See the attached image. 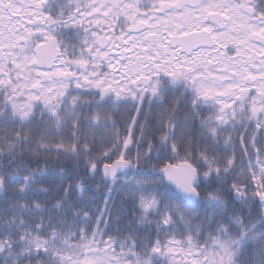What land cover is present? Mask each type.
<instances>
[{
	"label": "snow or ice",
	"instance_id": "6c2138e0",
	"mask_svg": "<svg viewBox=\"0 0 264 264\" xmlns=\"http://www.w3.org/2000/svg\"><path fill=\"white\" fill-rule=\"evenodd\" d=\"M121 14L131 26L120 46L134 54L125 53L116 73L106 70L113 68L115 31L99 40L97 33L106 26L101 16L107 22ZM25 17L31 23L20 26ZM224 41L235 44L228 49L235 60L202 55L205 42L215 48ZM0 48L21 54L34 48L24 57L33 68L53 53L60 61L44 84L25 78L21 87V65L0 56V264H160L173 247L192 248L191 234L203 236L205 228L204 245H194L198 264H264V211L257 222L249 218L253 205L264 210V0H0ZM250 83L260 85L257 95ZM181 89L188 104L183 120L165 109L155 129L161 151L180 163L148 167L162 157L153 155L156 145L143 126L135 138L143 103L163 106ZM127 103L137 116L121 139L109 112ZM204 111L211 115L201 117ZM130 144L138 146L134 160ZM53 153L57 164L72 160V171L47 167ZM244 156L248 162L237 172ZM97 175L127 189L129 221H112L107 200L103 209L82 206ZM111 223L125 224L122 241L103 239ZM141 228L181 239L145 243L135 231Z\"/></svg>",
	"mask_w": 264,
	"mask_h": 264
},
{
	"label": "trees",
	"instance_id": "16d2710c",
	"mask_svg": "<svg viewBox=\"0 0 264 264\" xmlns=\"http://www.w3.org/2000/svg\"><path fill=\"white\" fill-rule=\"evenodd\" d=\"M69 1V0H66ZM66 4V3H65ZM67 42L68 40L65 39ZM70 41V40H69ZM73 41H70L72 43ZM77 51L79 49L77 48ZM75 95V93H74ZM27 98V96L25 95ZM84 99H88V97H84ZM23 103V102H19ZM139 106V105H138ZM165 109H175L178 111L179 116L183 120L184 115L186 114L188 110V104L185 101L183 97V89H181L179 92H170L166 97H164L163 106L160 104H149L147 101L143 103V113L139 115V125L135 128V138L139 139L141 137V126L144 127V130L146 132V138L151 141L153 144L156 145V150L153 153L154 156L159 155L162 157L161 160L153 159L149 162L148 167H151V165H156L157 168H161L164 164L167 163H177L180 162L179 159L173 160L172 153L170 151H161L160 145H159V137L161 136L160 132L155 131L157 127H159V115L160 113ZM111 119L115 121V128L111 129L113 134L118 133L119 137L125 138L128 136L127 129L132 126V118L137 116L136 108L133 107L131 103L127 104H115L112 106V109L109 112ZM211 115L210 112L204 111L201 113V117H207ZM196 128L199 129V118L196 122ZM189 131H192L190 128ZM243 131V129L241 130ZM196 134V133H193ZM227 135V133L225 134ZM97 139H100V137H97ZM129 147L132 150V158L134 160L136 152L138 150V146L136 144H130ZM146 148V145H145ZM103 148L98 149V151H103ZM123 150V148H122ZM236 156L240 157V151L239 148L236 150ZM117 157H113V159H116ZM255 157H252L253 162H255ZM248 162V156H244L243 159H237V172L240 171V167L244 164H247ZM45 162L42 158L40 160V167H45ZM144 165H142L143 167ZM32 167H36V165H32ZM49 168H57V167H64L67 171L71 172L73 169V161L64 157L60 158L59 164L56 162V154H52V162L47 165ZM83 168V164H81V169ZM83 174V173H81ZM129 176H132L133 173L129 172ZM99 185V187H98ZM112 189L111 191L109 189ZM86 191L83 193V201L84 203L82 206L85 208V210L92 209L95 210L96 208L103 209L105 206V201H108V207L111 210L112 221H115L117 219H121L123 221H129L131 219L129 213L132 210V204L130 198L126 195L127 189L121 188L119 184L113 186L111 184V181L107 185L100 183V176L97 175L95 178V181L89 180L86 185ZM11 193H9V196ZM80 197V193L76 192L74 194V199H78ZM239 207V205H237ZM248 206H245V209L247 210ZM264 211L259 208L258 205H253L251 207V216L250 219H253V222H257L259 215L261 212ZM97 215H99L97 213ZM151 219H155V217H152ZM105 220L108 221L109 217H105ZM198 223V222H197ZM95 220H93V227H95ZM101 229L105 227V225H100ZM119 229V231H117ZM135 231L138 232V239L144 241L145 243L151 239L152 241H155L157 239H160L161 241H164L167 243L169 240H180L181 237L179 235H176L175 237H169L166 236L164 233H160L157 235V233L152 228L147 229H135ZM176 232H179V228L175 230ZM208 229H204L203 236H198L195 234H191L193 236V247L189 248L188 245H183L181 248L173 247L172 253L169 255L167 252L165 253L164 257H159L160 264H165V261H167V264H197L198 258L195 255L198 253L199 249L196 248L194 245L196 243H199L200 245H204L205 239L208 235ZM233 233H235V229H233ZM128 235V232L125 229V224L120 223H111V226L108 230V234L103 236V239L105 241L111 239L113 241H122L125 236ZM190 235V233L185 232L184 236L187 237ZM115 247V244L112 245ZM171 246V245H169ZM117 252L120 250L117 248ZM139 251V249L137 250ZM202 259V258H201ZM196 262H195V261Z\"/></svg>",
	"mask_w": 264,
	"mask_h": 264
},
{
	"label": "rangeland",
	"instance_id": "374dc122",
	"mask_svg": "<svg viewBox=\"0 0 264 264\" xmlns=\"http://www.w3.org/2000/svg\"><path fill=\"white\" fill-rule=\"evenodd\" d=\"M70 3H75L77 0H69ZM60 3H63L61 1H58ZM130 2V0H126L124 3H128ZM123 15V14H121ZM99 19H101L102 23H106L103 21V17L101 16ZM111 17H109V20L107 21L108 23L111 22ZM27 23H31L30 21L27 20V18L25 17L23 21H21L20 26H23L24 24ZM92 23H95V20H93ZM151 23V22H150ZM84 24L87 25V20L84 21ZM96 24V23H95ZM215 30L213 31V35H215ZM133 38H136L133 37ZM119 45V44H118ZM121 45V44H120ZM6 47V46H5ZM122 48V47H121ZM232 48L235 49V44H233L232 41H224V42H217L215 48L210 47L209 45L205 48H203L202 50V55L203 56H208V57H215L217 55V53H219V55L221 57L223 56H227V57H231L233 60L236 59L237 57V52L235 50L233 51H229L228 49ZM4 52V57L5 59V63H8L7 57H12L13 59H16L17 63L21 65V71H20V77H21V87H23V84L26 82L25 78H27V80H31L33 83H35V81L37 79L40 80L38 73H48L49 75H51L52 72H54L56 70V68H53L50 71H45L42 69H37L36 67L33 68L32 67V63L31 61H28L27 63L24 60L25 56H29L31 57L33 55L34 52L32 51H25L22 54L19 51H12V50H5V48H1ZM134 53H130V55H133ZM234 54V55H233ZM110 58V55H109ZM248 58V54H245V59ZM64 59V58H63ZM111 62L113 64V68L112 69H107V71H113L115 70L116 73H119L121 71L122 68V64L124 62L123 59L120 58H110ZM117 60L120 61V63H117ZM243 61H241L242 63ZM60 61L57 60V63L55 64L56 67H59ZM72 71H74L75 69H70ZM259 79V77H257ZM41 84H44L45 82H41ZM247 89H249L252 93H256L257 94V90L259 89L260 85L256 84V83H250L248 85H246ZM28 89H31V84L28 85ZM26 96L28 95L27 92L24 93ZM254 94V95H256ZM195 261V260H194ZM196 262V261H195ZM198 264V261H197Z\"/></svg>",
	"mask_w": 264,
	"mask_h": 264
},
{
	"label": "flooded vegetation",
	"instance_id": "af4514ba",
	"mask_svg": "<svg viewBox=\"0 0 264 264\" xmlns=\"http://www.w3.org/2000/svg\"><path fill=\"white\" fill-rule=\"evenodd\" d=\"M124 1L125 0H122V2H124ZM148 2H152V0H148ZM140 11H141V13H143L145 11H150V9L149 10H145V9L141 8ZM123 19H125V18H123ZM118 25H120V22L119 21H113V19H111L110 23L106 22V26L105 27H101L99 29V31L97 33V39L99 40L101 37H107L109 32L115 31L117 39L115 40V42L112 45H109V49H110L109 55H110V58H120V59L124 60L125 53L129 52V54H130V50L129 49H125V48H121L120 44L124 43V41H121L119 39V37L121 35H124L128 30H130L131 22L129 21L128 23H126V21H125L123 23V25L120 26V27H118ZM91 27L95 29L97 27V25L95 23H92ZM141 27H148V25H144V26H141ZM144 34L146 35V33H144ZM139 35H140V32L133 31V37L136 36V38H138ZM82 38L83 37H81V39ZM108 38H110V37H108ZM169 39H171V37H169ZM67 42H70V41L68 40ZM205 45L206 44H204V46ZM60 51H63V49H60ZM32 52H35L34 48H33ZM52 56L55 57V53H53ZM65 60H68V59L65 58ZM51 69L52 68H50L49 66H46V68H45L46 72L51 70ZM45 74H48V73H45Z\"/></svg>",
	"mask_w": 264,
	"mask_h": 264
},
{
	"label": "water",
	"instance_id": "95a60500",
	"mask_svg": "<svg viewBox=\"0 0 264 264\" xmlns=\"http://www.w3.org/2000/svg\"><path fill=\"white\" fill-rule=\"evenodd\" d=\"M0 56H2L1 54H0ZM180 163V162H179ZM178 164V163H177Z\"/></svg>",
	"mask_w": 264,
	"mask_h": 264
}]
</instances>
